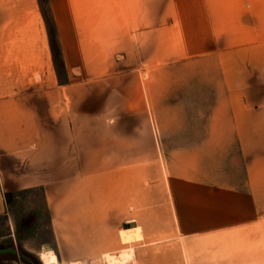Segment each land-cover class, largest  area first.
Instances as JSON below:
<instances>
[{"label":"rangeland","instance_id":"obj_1","mask_svg":"<svg viewBox=\"0 0 264 264\" xmlns=\"http://www.w3.org/2000/svg\"><path fill=\"white\" fill-rule=\"evenodd\" d=\"M39 1L52 81L27 79L47 90L25 98L34 117L55 103L68 122L52 132L73 156L57 193L77 238L68 264L129 251L134 264H210L194 219L264 159V0H54L57 13ZM7 44L0 32V85ZM38 198L37 247L1 218L0 264H59Z\"/></svg>","mask_w":264,"mask_h":264},{"label":"crops","instance_id":"obj_2","mask_svg":"<svg viewBox=\"0 0 264 264\" xmlns=\"http://www.w3.org/2000/svg\"><path fill=\"white\" fill-rule=\"evenodd\" d=\"M50 2L57 13L54 0ZM42 31L45 28L39 0H0V32H3V45L7 41L9 47L7 66L6 58L3 59V78L8 82L0 85V219L8 223V237L16 238L17 245L19 234L13 233L11 223L15 227L22 225L24 243L36 248L38 239L34 233L42 214L36 199L43 194L48 232L41 239L56 252L59 264H68L78 253L77 238L70 231L69 219L66 220L69 231H63L57 193L64 188L73 156L66 151L59 154L58 136L52 134L68 122L56 117L59 105L55 103L45 104L44 117H34L38 110L25 98L47 90L41 85L38 88L30 82L27 84V79L34 80L38 75L46 80L44 70H47L52 81L53 62L47 39L43 44L39 38ZM54 82L57 85L56 77ZM49 90L54 93L57 87ZM27 112L31 117H26ZM48 158L53 162L43 161ZM255 159L243 162L241 176L227 175L228 193L216 203L212 201L211 206L215 205L217 210L194 219L195 235H204L199 244L210 250V264H264V159ZM230 190L240 193L229 195ZM134 261V254L129 251L108 256L105 264H134ZM194 264H198L196 259Z\"/></svg>","mask_w":264,"mask_h":264},{"label":"bare ground","instance_id":"obj_3","mask_svg":"<svg viewBox=\"0 0 264 264\" xmlns=\"http://www.w3.org/2000/svg\"><path fill=\"white\" fill-rule=\"evenodd\" d=\"M5 264H15V263H13V262H7V263H5Z\"/></svg>","mask_w":264,"mask_h":264}]
</instances>
